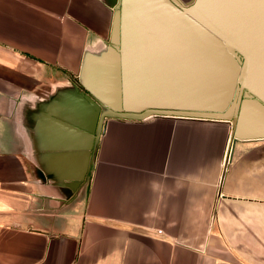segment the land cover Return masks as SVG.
<instances>
[{"label":"crops","instance_id":"1","mask_svg":"<svg viewBox=\"0 0 264 264\" xmlns=\"http://www.w3.org/2000/svg\"><path fill=\"white\" fill-rule=\"evenodd\" d=\"M129 5L0 0V264H264V139L131 119L197 100L161 61L130 91Z\"/></svg>","mask_w":264,"mask_h":264},{"label":"water","instance_id":"2","mask_svg":"<svg viewBox=\"0 0 264 264\" xmlns=\"http://www.w3.org/2000/svg\"><path fill=\"white\" fill-rule=\"evenodd\" d=\"M130 1L123 11L132 28L121 51L130 91L138 88L133 85L143 62L155 67L161 61L165 75L190 77L197 100L195 109L138 107L130 118L206 114L231 123V142L264 139V0H192L187 6L177 0Z\"/></svg>","mask_w":264,"mask_h":264},{"label":"rangeland","instance_id":"3","mask_svg":"<svg viewBox=\"0 0 264 264\" xmlns=\"http://www.w3.org/2000/svg\"><path fill=\"white\" fill-rule=\"evenodd\" d=\"M189 4H190V3H189ZM189 4H188V5H189Z\"/></svg>","mask_w":264,"mask_h":264}]
</instances>
